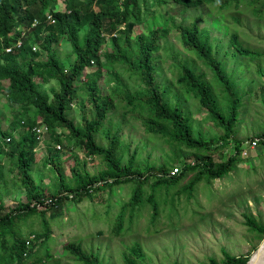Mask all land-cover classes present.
Returning a JSON list of instances; mask_svg holds the SVG:
<instances>
[{
  "label": "trees",
  "instance_id": "trees-1",
  "mask_svg": "<svg viewBox=\"0 0 264 264\" xmlns=\"http://www.w3.org/2000/svg\"><path fill=\"white\" fill-rule=\"evenodd\" d=\"M62 1L64 7L57 8L58 0H0V94L5 96L7 106H10L12 111V117L6 127L1 125L0 120V158L8 157L10 169L15 168L18 172L19 185L25 193V200H19L16 205L0 213V264H41L53 257L48 247L44 253L36 249L35 242L42 239L41 232L29 229L24 233L18 226L20 218L39 213L42 215L43 232L47 237L50 227L44 217L43 208H39L43 205L55 209L64 198L80 199L84 195L91 196L102 187L134 180L130 197L116 215L111 227L113 233H120L126 208H129V214H132L135 208L147 204L151 208V219L155 220L159 213V200L156 197L158 189L159 192L163 189L168 193L171 186H175L189 171H193L192 176L180 186L181 190L186 192H191L201 178L210 180L224 176L233 168L236 156L242 148L241 141L234 140L233 152L226 159L215 160L210 153L214 146L200 133L193 132L186 111L179 104H172L166 99L170 88L168 83L160 85L155 80L153 51L159 45L158 39L165 38L171 27L166 25L165 21L158 20V25L135 33L134 25L141 21V0ZM156 1L161 4L167 0ZM172 1L184 7L214 3L222 10L248 3L253 5V12L264 15V0ZM44 19L47 20L48 28L40 32L38 25H34ZM172 27L178 31L181 44L196 58H201L211 68L215 79L224 87L223 95L227 99L225 107L221 105L210 81L191 65L183 64L176 77L177 83L184 91L194 95L215 123L222 126L223 134L220 137L223 140L219 142L222 144L224 139L232 134L240 97L233 88L232 79L225 72L223 60L213 53L209 29L200 27L195 20L174 23ZM80 29H83L82 33L79 32ZM32 31L37 33L35 35L39 38L38 46L28 37ZM104 32L111 37V48L103 54L106 60L127 65L142 83L137 88L141 90L131 94L119 75L110 71L115 77V86L120 85L126 89L124 95L127 96V103L135 106L136 99L141 101L139 109L142 111V106L144 108L142 124L145 130L161 134L178 147L187 148L192 159L183 157L180 165H175L177 159H174L173 155L156 167L141 170L133 153L124 158L126 145L119 142L115 133L109 135L110 132L105 130L106 134L103 135L108 138L105 144L96 140V134L109 108L114 105V97L110 93H103L97 82L101 73L100 49ZM62 34L66 35L70 45L67 66L62 64L53 46ZM229 41L234 48L233 54L256 56L260 53L243 46L236 31H231ZM42 50L46 55L39 58ZM92 64H95V68L86 70V67ZM83 71L86 78L79 82L78 77ZM36 75L56 79L57 87H51L50 93H46L37 83ZM78 89H85L86 98L93 107V116L82 115V123L79 125L70 115ZM119 91L120 87L116 92ZM38 122H43L48 127L47 133L53 146L62 142L61 130L58 128H66L68 132L63 135L68 139L72 138V143L78 144L86 155H100L104 166L90 173L86 169L85 160L72 153L77 165L71 166V177L66 178L64 166L57 154L58 149L54 146L55 149L44 157L43 163L51 162L57 180L49 190L50 196L44 197L45 187L37 183L32 175L33 151L40 142L32 126ZM6 137H9V140H6ZM253 139L264 143V134L250 137V141ZM2 164L0 160V180L3 179ZM175 167L176 170L171 173V169ZM149 178L150 190L146 193L143 180ZM62 189L67 193L61 194ZM171 201L170 205L174 206L172 197ZM245 223L251 230L256 231L257 235L264 236L263 222L245 214ZM61 251L72 254L80 264H107L97 252L85 249L80 241H65ZM122 256L124 264H144L142 247L138 241L130 244ZM248 258V252L231 254L224 250L220 261L211 257L210 263L242 264ZM53 264L60 262L55 260Z\"/></svg>",
  "mask_w": 264,
  "mask_h": 264
},
{
  "label": "rangeland",
  "instance_id": "rangeland-1",
  "mask_svg": "<svg viewBox=\"0 0 264 264\" xmlns=\"http://www.w3.org/2000/svg\"><path fill=\"white\" fill-rule=\"evenodd\" d=\"M57 5V8L64 7L62 0H58ZM252 6L244 3L236 8L222 10L214 3L184 7L172 0L161 4L156 0H141V21L134 25L135 33L158 25V20L165 21L164 23L171 27L165 38L158 39L159 45L153 51L155 80L160 85L168 83L170 88L166 99L172 104H179L186 111L193 132L200 133L214 146L210 153L215 160L226 159L233 152L234 140L241 141L240 154L236 156L235 164L228 174L210 180L201 178L191 192L181 190L180 186L192 176L193 171H189L175 186H171L168 193L163 189L159 192L158 189L156 197L159 200V213L155 220L151 219V208L147 204L135 208L132 214H129L130 210L126 208L120 233H113L111 227L116 215L130 197L134 180L102 187L91 196L84 195L80 199L64 198L55 209L49 208V205L39 207L43 208L44 217L50 227L47 237L43 232L44 224L39 213L20 218L18 226L24 233L29 229L42 233V239L35 242L36 249L44 253L48 247L53 257L41 264H53L55 260L60 264H80L72 254L61 251L62 244L68 240L80 241L85 249L97 252L107 264H124L123 251L134 241L141 244L144 264H211L210 258L214 257L220 261L224 250L231 254L248 252L249 257L255 255V249L259 244L262 245L264 236L260 237L256 231L249 228L245 223V214L264 223V143L250 141V137L264 134V15L253 12ZM192 20L200 27L209 29L213 53L223 60L225 72L232 79L233 88L240 97L232 134L224 139L222 144L219 143L223 140L220 137L223 134L222 126L215 123L197 98L191 93H186L176 81L181 66L191 65L210 81L221 105L226 106L223 85L215 79L213 71L201 58H196L181 44L178 31L172 27L174 23H188ZM36 25L40 32L48 28L45 19L34 26ZM82 31L83 29L79 30L80 33ZM231 31L237 32L243 46L260 53L256 56L233 54L234 48L229 41ZM35 34V31L29 32L28 37L38 46L39 38ZM110 43V34L104 32L100 49L101 73L97 82L103 93H110L114 97V105L109 108L96 134V140L105 144L108 141L103 135L106 134L105 130L110 132L109 135L115 133L119 142L126 145L124 158L133 153L141 170L156 167L173 155L174 159H177L175 165H180L183 157L192 159L187 148L178 147L165 136L145 130L142 124L144 108L142 106V111L139 109L141 101L135 100L138 106L127 103V96L124 95L126 89L120 85L115 86V77L110 71L119 75L131 94L141 90L137 88L142 83L127 65L106 60L103 54L110 50ZM53 46L62 64L67 66L70 45L66 35H60ZM45 55L42 50L39 58H44ZM94 68L95 64H92L86 67V70ZM35 78L46 93H50L51 87H57L54 78L48 79L42 75H36ZM84 78L85 71L78 77L79 82ZM118 87L121 91L116 92ZM92 113L93 107L86 98L85 89H78L70 115L79 125L82 123V115L92 117ZM11 117L10 106H7L5 96L0 94L1 125L6 127ZM58 129L61 130L62 142L54 146L58 149L57 154L64 166L66 178L71 177V166L77 165L72 153L85 160L86 169L90 173L104 166L100 155H86L78 144L72 143V138L68 139L63 135L68 132L66 128ZM218 144L219 147H215ZM54 146L46 131L33 151L32 175L37 183L45 187L44 197L50 196L49 190L57 180L51 162L43 163L44 157L55 149ZM0 160L3 163L0 213H4L19 200H25V193L19 185L18 172L15 168L10 169L8 157L4 156ZM143 181L144 190L148 193L151 180L149 178ZM60 193L67 192L62 189ZM171 197L174 206L170 205ZM260 249L264 251V244Z\"/></svg>",
  "mask_w": 264,
  "mask_h": 264
},
{
  "label": "built area",
  "instance_id": "built-area-1",
  "mask_svg": "<svg viewBox=\"0 0 264 264\" xmlns=\"http://www.w3.org/2000/svg\"><path fill=\"white\" fill-rule=\"evenodd\" d=\"M32 129L34 133L36 134L37 138L40 139L42 137V134L48 130V127L43 122H38L37 124L32 126ZM6 140H9V137H6ZM253 142H256V140L253 139ZM175 170H176V167L171 169L170 172L173 173Z\"/></svg>",
  "mask_w": 264,
  "mask_h": 264
},
{
  "label": "bare ground",
  "instance_id": "bare-ground-1",
  "mask_svg": "<svg viewBox=\"0 0 264 264\" xmlns=\"http://www.w3.org/2000/svg\"><path fill=\"white\" fill-rule=\"evenodd\" d=\"M263 242V243H262ZM262 245L264 244V240H262ZM261 245V244H260ZM261 245V246H262ZM263 250V249H262ZM264 251H261V249H260V253H259V255H257L256 253H255V255L254 256H252L253 258H254V261H256V264H258V263H261V264H263V262H264ZM263 256V258L261 259V257Z\"/></svg>",
  "mask_w": 264,
  "mask_h": 264
},
{
  "label": "water",
  "instance_id": "water-1",
  "mask_svg": "<svg viewBox=\"0 0 264 264\" xmlns=\"http://www.w3.org/2000/svg\"><path fill=\"white\" fill-rule=\"evenodd\" d=\"M264 240V239H263ZM260 248H261V246H260V244L256 247V249H255V253L257 254V255H259V253H260ZM242 264H256V261H254V258L252 257V256H250L248 259H247V261H245L244 263H242Z\"/></svg>",
  "mask_w": 264,
  "mask_h": 264
},
{
  "label": "clouds",
  "instance_id": "clouds-1",
  "mask_svg": "<svg viewBox=\"0 0 264 264\" xmlns=\"http://www.w3.org/2000/svg\"><path fill=\"white\" fill-rule=\"evenodd\" d=\"M40 140V139H39Z\"/></svg>",
  "mask_w": 264,
  "mask_h": 264
}]
</instances>
